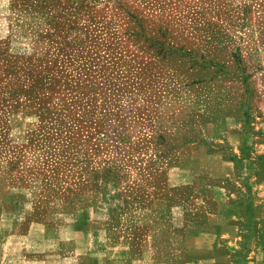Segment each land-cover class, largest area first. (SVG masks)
<instances>
[{"label": "rangeland", "instance_id": "rangeland-1", "mask_svg": "<svg viewBox=\"0 0 264 264\" xmlns=\"http://www.w3.org/2000/svg\"><path fill=\"white\" fill-rule=\"evenodd\" d=\"M257 36L264 0H0V250L162 182L202 83Z\"/></svg>", "mask_w": 264, "mask_h": 264}, {"label": "crops", "instance_id": "crops-1", "mask_svg": "<svg viewBox=\"0 0 264 264\" xmlns=\"http://www.w3.org/2000/svg\"><path fill=\"white\" fill-rule=\"evenodd\" d=\"M257 41L242 45V64H222L218 79L202 83L201 113L172 131L162 182L114 195L121 202L87 231L76 218L30 245L3 246L0 264H264V48ZM237 72L254 74L251 89Z\"/></svg>", "mask_w": 264, "mask_h": 264}]
</instances>
